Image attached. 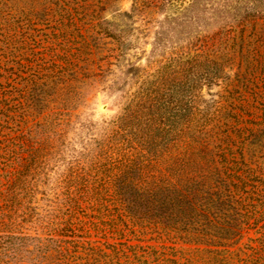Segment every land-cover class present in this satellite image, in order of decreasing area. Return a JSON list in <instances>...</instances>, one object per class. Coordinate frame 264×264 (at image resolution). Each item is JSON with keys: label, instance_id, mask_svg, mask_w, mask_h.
<instances>
[{"label": "trees", "instance_id": "obj_1", "mask_svg": "<svg viewBox=\"0 0 264 264\" xmlns=\"http://www.w3.org/2000/svg\"><path fill=\"white\" fill-rule=\"evenodd\" d=\"M111 1L0 0V264H264V110L239 91L264 73V56L242 53L264 18L237 14L170 48L160 35L203 0H145L163 13L148 73L104 19ZM237 61L250 71L233 79ZM116 70L120 112L84 120ZM219 83L227 95L205 100Z\"/></svg>", "mask_w": 264, "mask_h": 264}, {"label": "rangeland", "instance_id": "obj_2", "mask_svg": "<svg viewBox=\"0 0 264 264\" xmlns=\"http://www.w3.org/2000/svg\"><path fill=\"white\" fill-rule=\"evenodd\" d=\"M181 3V0H177ZM205 2V6L203 5ZM211 2V5L206 3ZM145 0H112L103 5L104 19L111 25H119L123 27L126 32V41L131 42V50L129 56L132 58V62L137 66L146 68L148 73H153L158 67V62L162 59L158 52H154V42L157 37V31L159 21L163 19V13L148 16L149 12L144 11ZM164 12V11H163ZM256 13L260 18H264V0H203L199 7L194 8L192 13L189 14L191 20L182 24L171 25L166 27L165 32L160 35L162 42L170 48H175L176 43L182 42L188 35L196 30V28L206 27L208 29L217 30L219 26L225 22H232L237 14ZM260 25L255 32L251 28L245 31L244 37L246 42L243 47L242 53L247 55L259 54L264 56V20H260ZM256 33L260 34L259 42L254 45H248L255 40ZM259 37V36H258ZM176 53L174 49H171L168 53ZM168 56V54L166 55ZM250 70H246L245 64L237 61L232 71V78L235 77V73L240 72L248 73ZM122 71L116 70V72L109 78V80L99 86L93 94L89 97L87 104L82 108V118L84 120H91L95 122H101L115 117L121 109L122 103L125 99V93L122 89L120 79L122 78ZM257 85H250L248 88L239 87V91L242 94V101L247 106L260 107L264 110V73L258 72L256 74ZM234 79V78H233ZM154 82L156 78L151 77L149 79ZM119 82V84L115 82ZM235 84H237L235 82ZM204 99L207 101H221L227 95L225 91V85L219 83L218 85L211 86L209 89H204ZM235 97H238L236 95ZM232 100H235V98ZM252 110V109H251ZM259 116H264V111L259 112ZM251 119V117H246ZM60 166L58 158L51 156L49 163V170H56ZM95 241L104 242L100 238H94ZM133 244H136L134 242ZM144 247L152 246L158 252H163L161 245L157 242L143 243ZM171 246V244H166ZM140 252H142L140 250ZM165 253H169L166 250ZM187 253H189L187 251ZM150 264H171L163 261H156L153 258L150 259ZM178 264H187L184 260H180ZM193 264H200L194 261ZM236 264H242L236 263Z\"/></svg>", "mask_w": 264, "mask_h": 264}]
</instances>
